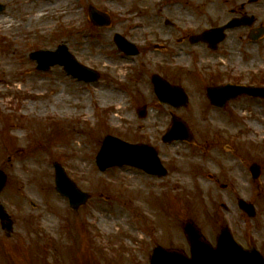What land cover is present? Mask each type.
<instances>
[{"label":"rangeland","instance_id":"374dc122","mask_svg":"<svg viewBox=\"0 0 264 264\" xmlns=\"http://www.w3.org/2000/svg\"><path fill=\"white\" fill-rule=\"evenodd\" d=\"M149 1L0 0L6 7L0 13V169L8 175L0 201L15 223L10 237L0 223V264H150L158 245L189 251L186 220L213 244L228 226L244 247L264 254V99L240 97L218 109L203 89L222 80L264 86V51L185 64L194 70L179 79L190 103L170 109L159 104L150 76L137 77L136 65L118 56L113 42L117 32L137 35L162 24L156 14L167 0ZM88 3L111 13L112 26L96 29ZM182 14L203 26L202 11ZM60 45L97 69L101 80L78 81L59 66L37 71L30 53ZM20 77L35 81L19 92ZM144 106L148 116L140 119ZM171 113L189 124L193 143L162 142ZM107 134L153 145L168 176L128 166L100 172L95 158ZM54 161L91 196L78 212L55 191ZM254 163L262 168L257 181ZM240 199L255 206V218L238 207Z\"/></svg>","mask_w":264,"mask_h":264},{"label":"water","instance_id":"95a60500","mask_svg":"<svg viewBox=\"0 0 264 264\" xmlns=\"http://www.w3.org/2000/svg\"><path fill=\"white\" fill-rule=\"evenodd\" d=\"M3 9L4 7L0 5V11ZM90 16L93 22L99 26L110 24L109 16L93 7H90ZM116 41L120 49L124 51L133 48L131 44L123 41L119 36L116 37ZM31 57L38 62L39 69L42 70H48L51 66L59 64L64 66L68 74L78 79L92 82L100 78L96 71L80 64L64 45L59 46L55 52L38 51L32 53ZM153 84L161 103H168L176 108L187 104V96L181 88L170 85L159 76L153 77ZM242 94L264 98V88L227 85L208 91L211 102L216 106H224L227 101ZM139 115L144 117L145 111L142 110ZM179 139L191 141L193 136L188 125L181 119L174 117L171 128L164 136V141L173 142ZM96 163L102 172L109 168L128 165L151 175L159 177L167 175V170L153 147L145 144H129L113 136H107L104 139ZM54 166L56 168L57 191L70 199L72 208L78 209L88 201L89 195L82 192L69 179L61 165L55 163ZM251 171L255 179L260 176L258 165H253ZM6 180L5 173L0 170V192L4 189ZM239 206L249 215L254 216L255 211L252 205L240 201ZM0 219L7 235H10L13 229V221L1 204ZM184 232L190 245V256L183 251L168 250L160 246L152 251L151 264H264V258L260 252L255 247H251L249 250L244 249L236 242L229 228L221 230L216 246L203 239L201 231L192 221H187L184 224Z\"/></svg>","mask_w":264,"mask_h":264},{"label":"flooded vegetation","instance_id":"af4514ba","mask_svg":"<svg viewBox=\"0 0 264 264\" xmlns=\"http://www.w3.org/2000/svg\"><path fill=\"white\" fill-rule=\"evenodd\" d=\"M167 2L158 8L156 14L157 19L160 15V20H163L158 25L160 27L149 24L147 28L142 27L143 32L137 35L118 32L136 46L131 54H126L114 43L116 54L136 65L137 77L151 78L152 73H159L170 81L175 80V83H171L181 85L179 79L194 74V70L186 69L185 64L197 66L213 58H231L247 51L248 57L251 55L253 58V54L261 57L264 51V34L261 32L264 28V0H194V5H191L193 0H186V5L178 7L167 5ZM192 9L203 12L198 18L204 23L203 26L201 22L183 20L185 14L182 13ZM232 22L235 26L227 28ZM132 29L135 30V27ZM218 29L222 30L216 32ZM151 64L154 67H148ZM145 67L147 70H144ZM226 82H211L203 89L206 92L207 88Z\"/></svg>","mask_w":264,"mask_h":264},{"label":"bare ground","instance_id":"6f19581e","mask_svg":"<svg viewBox=\"0 0 264 264\" xmlns=\"http://www.w3.org/2000/svg\"><path fill=\"white\" fill-rule=\"evenodd\" d=\"M19 1V0H18ZM149 1V0H148ZM150 2V1H149ZM41 9L38 11L39 13H38V16H41ZM4 65L3 64H1L0 65V67H3ZM7 72V70L6 69H4L3 71H2V75H4L5 73ZM0 81L2 82V83H4L5 81H4V78H1L0 77ZM17 81H19L20 82V85L17 87V91H23L24 89H25V87H26V82L28 83V84H30V83H34L33 81H35V77H33V78H26V77H20V78H18L17 79ZM10 91H8L7 93H9ZM34 107V106H33ZM27 191H29V193L31 192V193H33L34 192V190H32V191H30V189L28 188L27 189ZM30 193V194H31ZM116 211L118 212V211H122L119 207H117L116 208ZM108 228V227H107Z\"/></svg>","mask_w":264,"mask_h":264}]
</instances>
